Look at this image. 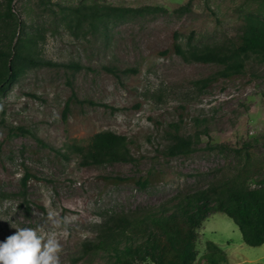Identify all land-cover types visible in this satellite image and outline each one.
Wrapping results in <instances>:
<instances>
[{
	"label": "rangeland",
	"instance_id": "obj_1",
	"mask_svg": "<svg viewBox=\"0 0 264 264\" xmlns=\"http://www.w3.org/2000/svg\"><path fill=\"white\" fill-rule=\"evenodd\" d=\"M189 1L188 10H176ZM51 2L167 10L130 14L111 23L106 36L85 39L70 32L57 5L14 0L24 20L42 26L43 54L58 64L27 69L0 94V242L16 228H32L45 237L56 234L60 264H103L101 255L85 254L83 244L96 238L108 213L158 205L248 169L249 177L264 175V64L192 92V79L219 66L186 61L173 49L177 33L184 42L194 34L198 43L235 37L248 12L264 9V0ZM176 122L187 133L202 130L189 155L166 153L167 131ZM106 129L130 138L135 161L81 162L74 144ZM199 233L196 264H212L211 241L224 253L221 264H264V243L245 242L225 211L212 213Z\"/></svg>",
	"mask_w": 264,
	"mask_h": 264
},
{
	"label": "trees",
	"instance_id": "obj_2",
	"mask_svg": "<svg viewBox=\"0 0 264 264\" xmlns=\"http://www.w3.org/2000/svg\"><path fill=\"white\" fill-rule=\"evenodd\" d=\"M14 0L0 6V94L24 71L45 64H58L43 54L46 33L42 26L31 25L17 13ZM45 6L57 5L41 0ZM191 1L178 7V12L190 8ZM70 32L85 39L106 36L109 25L130 14L157 13L167 10L163 5L119 6L113 4L80 3L57 5ZM243 31L222 41L198 43L191 34L184 42L179 33L174 51L189 62L214 63L219 67L208 75L191 80L192 92L204 93L221 78L243 74L253 63L264 64V9L246 14ZM76 69L79 63L72 64ZM115 72L113 68H108ZM131 68L126 69V71ZM156 95L157 92H156ZM178 122L167 131L168 155H189L201 139V131L193 134L180 129ZM205 128L203 133L209 132ZM28 130H24L26 133ZM224 147L225 144H216ZM243 147L250 149L247 141ZM238 149L242 152V148ZM73 150L85 165H104L117 161H135L130 138L112 129L97 132L88 143L74 144ZM248 169V167L246 168ZM243 174L220 179L197 191L177 194L158 205L108 213L97 230L95 239L83 244L85 254L99 256L103 264H196L199 229L205 219L216 211H225L238 224L245 242L264 243V175ZM30 174H27V177ZM147 184L148 180H142ZM27 178H24V185ZM26 198V192H24ZM207 254L212 264H221L224 253L215 242H209Z\"/></svg>",
	"mask_w": 264,
	"mask_h": 264
},
{
	"label": "clouds",
	"instance_id": "obj_3",
	"mask_svg": "<svg viewBox=\"0 0 264 264\" xmlns=\"http://www.w3.org/2000/svg\"><path fill=\"white\" fill-rule=\"evenodd\" d=\"M60 251L55 233L45 237L36 229L16 228L5 242H0V264H60Z\"/></svg>",
	"mask_w": 264,
	"mask_h": 264
}]
</instances>
